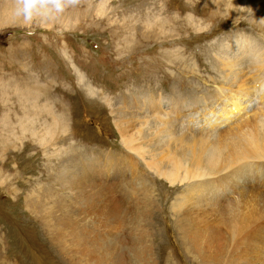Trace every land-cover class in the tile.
<instances>
[{
    "label": "rangeland",
    "instance_id": "rangeland-1",
    "mask_svg": "<svg viewBox=\"0 0 264 264\" xmlns=\"http://www.w3.org/2000/svg\"><path fill=\"white\" fill-rule=\"evenodd\" d=\"M245 7L221 0H81L57 21L23 25L10 15L9 0H0V264H93L78 249L93 246L89 233L101 231L94 219L108 209L100 202L112 194L117 204L110 207L123 219L113 233L129 242L126 248L145 252L146 263L228 264L233 241H241L239 254L246 253L234 264H264V171L249 170V184L234 187L245 203L232 207H247L237 218L233 208L224 210L230 180L219 184L213 199L195 180L185 189L154 171L143 188L128 180L123 186V180L104 182L98 166L85 161L111 154L113 166L131 178V149L138 145L128 139L133 143L127 146L117 121L148 110L153 98L169 103V116L183 131H192L181 126L192 119L199 122L193 132L209 135L207 128L230 108L226 118L233 119L234 104L221 109L220 101H209L225 83L216 67L223 43L239 34L263 41L260 15ZM176 96L188 105L174 104ZM228 150L223 157L229 158ZM179 155L192 165L188 154ZM196 158L202 167L195 175L221 171ZM131 192L133 200H124ZM245 220L247 236L240 239L237 228ZM74 230L87 235L83 246ZM195 240L204 260L194 253Z\"/></svg>",
    "mask_w": 264,
    "mask_h": 264
},
{
    "label": "bare ground",
    "instance_id": "bare-ground-1",
    "mask_svg": "<svg viewBox=\"0 0 264 264\" xmlns=\"http://www.w3.org/2000/svg\"><path fill=\"white\" fill-rule=\"evenodd\" d=\"M221 1H226V3L230 4L231 6L235 5L239 6L240 8L241 6L248 7L251 11L254 12V14L256 13V15H260L259 18L264 23V0ZM262 29L264 33V27H262ZM258 40L259 39L257 38V41ZM262 40L263 41L259 40L257 42L250 35H236V37H232L231 39L229 38L228 41H225L223 43V46L219 51L218 59H216V67H218V70L224 78L223 80L225 81V83L224 85L217 87L219 88V91H217L218 89L216 88V96L209 102L220 101L221 109H223L222 103L231 102L232 104H234L236 113L233 119L226 118V116L232 113V109L230 108L226 115L224 113H219L216 123L211 128V130L210 128H207L209 135L202 134V130L200 132L198 130L199 133L193 132L194 128L199 127V122L194 125V121L192 119L191 121H189L188 124L181 125L182 128H192V131H183L179 128L177 122L171 120V116H169L168 109L169 103L167 104V102L165 103L163 100L160 101L154 99L152 96L153 99H150L149 102H146L148 103L147 107H150V110L144 109V112L136 113L134 116H128L124 113L122 117L120 116L121 119L119 117L120 120L117 121L120 131L126 132L125 142H128V139H131L134 141L135 145H138V148L133 146L131 149L132 154L131 158L129 159V164H131V169L129 171L131 178L127 177V175L122 172V169L120 167L113 166L114 159L116 158V156L113 159V156H111V154L109 155L105 153V159L103 160H99L98 158L91 156L93 160L89 158L87 160L85 159V161L91 162L90 165L94 164L98 166L99 172L101 173L104 182L109 183L113 181V183L116 185L118 184L117 182L119 180H123L119 181V185L123 186V184L127 183L126 181L128 180V183H135L137 188H143L145 185V182L143 181L144 178L147 177L148 173L154 171L155 173H158L167 178L171 184H174L175 182H180L182 185L185 186V189L188 187L191 189L194 186L193 180H195V185H197V188H199L201 185H204L201 191H203L205 194H209V196L213 199L217 198L218 194L216 193V189L219 184L225 180H230L226 182L227 184H230L229 189L231 191H229L230 195L226 199L224 210L229 211V209L231 210L233 208L235 217H237L236 213L238 215H242L245 211L242 209L247 207H245L244 205V208L243 206L239 208L238 205L236 208L232 207L234 202H238V199L236 198H239L240 196V194H238L239 192L234 191V187L239 184H249L251 180L250 177H248L249 170L257 169L261 170V173L264 171L263 37ZM259 71L263 73L261 74ZM90 91L91 93L95 92L92 88L90 89ZM146 98L144 100H146ZM174 102H177V104H185V107L188 105L187 101L186 103L184 100L179 99L178 96L173 99V103ZM163 103L164 107L162 108ZM175 110L177 111V109H174L173 113H175ZM184 115L186 116V113ZM189 116L186 117L184 121L188 120ZM124 117L126 120L132 118V120L129 122L130 125H132L131 132L128 131V127L130 126L128 125V121H122V118ZM57 118V116H54L53 118L55 123H57ZM164 131L166 132V134H164ZM177 132H179V134ZM48 133H50V129H48ZM159 134L164 135L162 137H159ZM224 135L228 137L224 138ZM166 141H169L167 142L168 146L164 144V142ZM132 143L133 142L131 141L128 142L127 146H131ZM228 148H231L230 155L228 154L229 158H225V155L224 157L222 156L224 152L223 150H228ZM179 153L185 155L188 154V158L192 165L188 166L186 164H183V159H181L182 157L180 158V156L182 155H179ZM140 155L146 156L147 158H141ZM196 156H198L200 159H207L214 167L219 168L221 171L218 173L217 176H205L201 173L195 175L194 172L200 170L202 167L201 164L197 162ZM221 156L224 159H221ZM132 157H136L141 162H139L138 160V164L134 165V160ZM183 157L185 156L183 155ZM189 160L186 159V163H188L187 161ZM220 162H222L221 166L219 165ZM86 170L87 169H85V171ZM73 180L75 182L70 183L71 188L75 189V192L78 194L80 192L79 187L76 185V179ZM65 183L69 185L68 180ZM258 190L260 189L258 188ZM112 195L110 198H103V200L100 202V205H102L104 209H108L103 212L101 219H94L93 222L97 224V226H100L99 228L101 231L96 230V232H93V234L91 235V232L89 233L85 228H83L84 231L86 230V232L90 234L88 237L90 240H88L90 241V243H93V246L89 247L90 249L86 248L85 250L81 249L80 247L78 250L80 252L82 251L84 254L82 252L81 253L82 255H85V257H89L92 260L93 264H133V261L135 259V261H137L136 264H150L145 262V252H141L139 248H136L133 245H128L129 248H126L125 244H129V242H126L124 238L120 237L118 234L113 233L114 230H119L122 223L120 222L121 215L119 211L114 207H110L112 204H117V199L113 198ZM261 196L262 195H259L257 199L255 198V200H261ZM247 197L245 195V198ZM133 198V192H131L129 195L124 194V200L131 201L133 200ZM189 199H193L192 195L191 197H189ZM241 202L243 203L244 201ZM250 205L252 206V204ZM234 206L236 205L234 204ZM251 206H248V209L251 208ZM249 214L250 213H248L247 215L249 216ZM231 215H233L232 212ZM225 217L226 216L224 215V218ZM240 219L241 223H244V221H242V218ZM249 223L250 221H246L245 224L242 225L238 222V224L242 225L240 228H237V230L239 229L237 233L240 239V236H242V239L243 237L247 236L246 231L248 230ZM244 227H247L245 235L243 234ZM78 231L74 230L73 234ZM99 233L101 236H99ZM110 234L111 236L108 237ZM85 235L83 232H78L77 237H74V239L77 240L76 243L78 245L83 246L85 244L83 243L84 240L87 241V237H85ZM93 235L94 238L92 237ZM79 236H81L83 239ZM235 236H237V234ZM186 241H190V238L186 237ZM234 242L236 243V245H232H235V253L234 255L229 256L227 260L228 264H234V262L238 260L240 256H244V254L246 253V250L242 249L241 254H239L241 241H233V243ZM81 243H83V245ZM116 244H119L121 247L115 248ZM194 246H198V249H194L195 255H197L199 259L201 258L204 260V256L201 254L202 248L200 247V244L197 242V240L194 241ZM74 249L70 248V250ZM75 252L77 251L75 250ZM237 252L238 254H236ZM132 258L134 259L133 261L131 260Z\"/></svg>",
    "mask_w": 264,
    "mask_h": 264
},
{
    "label": "clouds",
    "instance_id": "clouds-1",
    "mask_svg": "<svg viewBox=\"0 0 264 264\" xmlns=\"http://www.w3.org/2000/svg\"><path fill=\"white\" fill-rule=\"evenodd\" d=\"M81 0H9L10 15L23 24L33 22L46 24L60 19L70 8H75Z\"/></svg>",
    "mask_w": 264,
    "mask_h": 264
}]
</instances>
